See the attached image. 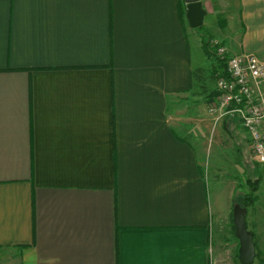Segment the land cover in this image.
<instances>
[{
  "label": "crops",
  "instance_id": "1",
  "mask_svg": "<svg viewBox=\"0 0 264 264\" xmlns=\"http://www.w3.org/2000/svg\"><path fill=\"white\" fill-rule=\"evenodd\" d=\"M201 2L191 29L183 0H0V264H211V225L258 163L208 113L218 63L192 48L264 61V0Z\"/></svg>",
  "mask_w": 264,
  "mask_h": 264
},
{
  "label": "built area",
  "instance_id": "2",
  "mask_svg": "<svg viewBox=\"0 0 264 264\" xmlns=\"http://www.w3.org/2000/svg\"><path fill=\"white\" fill-rule=\"evenodd\" d=\"M212 44L225 59L227 77L216 82L217 95L207 111L214 121L237 119L249 136L250 150L259 164H264V61L252 53L226 55V48Z\"/></svg>",
  "mask_w": 264,
  "mask_h": 264
},
{
  "label": "rangeland",
  "instance_id": "3",
  "mask_svg": "<svg viewBox=\"0 0 264 264\" xmlns=\"http://www.w3.org/2000/svg\"><path fill=\"white\" fill-rule=\"evenodd\" d=\"M201 26V25H200ZM199 28V27H196ZM191 29H195L192 28ZM203 48H192V53H193V58H196L197 56L200 55V61L204 62L205 61V53L202 52ZM213 58H211V63L212 65L215 66V63H213ZM216 61V60H215ZM209 62V61H208ZM212 69V67H211ZM208 75V74H207ZM202 75V81L200 87L197 89L201 94H203L204 97L210 98V96L213 94L215 96L216 93V82L217 79L214 75H212L211 70L209 75ZM210 102V101H209ZM208 102V103H209ZM207 103V106H208ZM215 125V124H213ZM263 164H256L252 163L251 161H248V164L245 168V171H241L239 173V177L237 179L239 186L236 187V191L234 194V203H239L241 202L243 196L245 193H247L250 189V185L248 184V179H251V181H254L256 177L259 176L260 173V167ZM229 179L223 180L228 182ZM212 192V190L210 189ZM214 201V198H213ZM223 204V201H222ZM218 208V207H217ZM214 215L217 213L216 210L214 209ZM233 222H232V217L230 214L222 215L219 218H216L212 225H211V234H210V242L211 246L213 248V251L211 253V264H240L237 258V247H238V239L236 238L234 234V228H233ZM259 246L261 247V240H259ZM255 243V241H254ZM259 251L261 253V257L264 259V249L260 248ZM255 263L260 264L259 258L255 257Z\"/></svg>",
  "mask_w": 264,
  "mask_h": 264
},
{
  "label": "water",
  "instance_id": "4",
  "mask_svg": "<svg viewBox=\"0 0 264 264\" xmlns=\"http://www.w3.org/2000/svg\"><path fill=\"white\" fill-rule=\"evenodd\" d=\"M186 3L185 18L192 28L199 27L206 14L201 0H183ZM246 207L235 203L232 208V222L234 234L238 239L237 258L240 264H256V249L253 232L246 224Z\"/></svg>",
  "mask_w": 264,
  "mask_h": 264
},
{
  "label": "trees",
  "instance_id": "5",
  "mask_svg": "<svg viewBox=\"0 0 264 264\" xmlns=\"http://www.w3.org/2000/svg\"><path fill=\"white\" fill-rule=\"evenodd\" d=\"M202 47H203V50L205 52V54L207 55L208 58H213L216 60V62L218 63V70H215V77L216 79L219 78V77H227V72H226V62H225V59H221L217 53H216V47L212 44V38L209 37V36H204L202 38ZM217 95V91L215 93V96ZM215 96H212L209 100L211 101ZM248 184L250 185V189L247 193L244 194L241 202H240V205L243 206V207H248L250 206L256 199V196L254 194V192L256 191L257 189V186H258V182H259V179L256 178L254 179V181H251V179H248ZM232 217V215H231ZM233 228H234V224L232 225ZM253 236H254V233H253ZM256 258H259V261H260V264H264V259L261 257V253L259 251L256 250Z\"/></svg>",
  "mask_w": 264,
  "mask_h": 264
}]
</instances>
